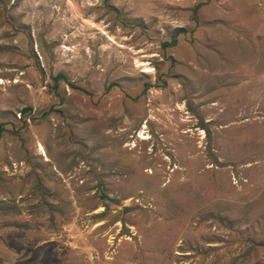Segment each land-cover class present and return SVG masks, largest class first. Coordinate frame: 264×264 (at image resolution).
I'll return each instance as SVG.
<instances>
[{"label":"rangeland","instance_id":"374dc122","mask_svg":"<svg viewBox=\"0 0 264 264\" xmlns=\"http://www.w3.org/2000/svg\"><path fill=\"white\" fill-rule=\"evenodd\" d=\"M2 127L0 264H264V0H0Z\"/></svg>","mask_w":264,"mask_h":264},{"label":"trees","instance_id":"16d2710c","mask_svg":"<svg viewBox=\"0 0 264 264\" xmlns=\"http://www.w3.org/2000/svg\"><path fill=\"white\" fill-rule=\"evenodd\" d=\"M4 5H5V4H3V6H4ZM61 77H63V76H62V75H58V76H57V79H60ZM1 131H3V127L0 128V132H1ZM12 208H14V209H12ZM0 209L2 210L3 213H8V212H10V211H13V212H15V213H18V211H20V210H18L17 208L15 209L14 206H9V205H7V204H3L2 207L0 206Z\"/></svg>","mask_w":264,"mask_h":264},{"label":"bare ground","instance_id":"6f19581e","mask_svg":"<svg viewBox=\"0 0 264 264\" xmlns=\"http://www.w3.org/2000/svg\"><path fill=\"white\" fill-rule=\"evenodd\" d=\"M142 137V136H141Z\"/></svg>","mask_w":264,"mask_h":264}]
</instances>
